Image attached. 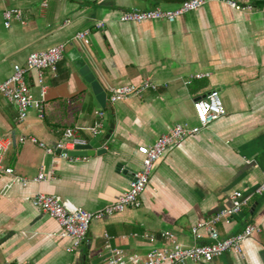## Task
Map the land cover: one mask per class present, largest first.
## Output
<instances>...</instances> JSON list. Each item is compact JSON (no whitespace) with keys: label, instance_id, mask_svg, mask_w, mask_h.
<instances>
[{"label":"crops","instance_id":"1","mask_svg":"<svg viewBox=\"0 0 264 264\" xmlns=\"http://www.w3.org/2000/svg\"><path fill=\"white\" fill-rule=\"evenodd\" d=\"M245 1L255 9L240 12L208 2L173 22L130 23L118 20L122 11L169 10L182 0H52L44 10L40 0H0V10L19 9L24 22L4 27L0 20V82L30 52L66 44L55 73L45 70L40 82L34 70L26 74L33 96L45 87L42 119L31 108L18 121L15 108L0 95V136L13 138L3 164L28 181L12 182L0 172V264H100L107 242L141 256L162 246L158 236L164 230L190 245L196 222L228 208L234 191L254 190L264 171V0ZM98 21L105 22L101 29ZM82 30H88L86 43L74 39ZM195 72L210 74L190 79ZM142 81L157 83V90L109 102V88ZM212 89L218 90L225 114L155 162L139 208L93 218L86 239L67 252L70 240L57 235V222L32 206L31 197L41 191L88 212L103 208L139 168L138 147L152 144L176 123L196 124L194 102ZM96 110L104 113L101 133L82 131L87 153L69 151L80 159L46 153L28 140L33 136L53 146L63 128L90 125ZM40 168L50 179L30 181ZM246 224L264 228V193L215 227L226 237ZM199 233L197 243L208 241L203 229ZM150 234L154 242L148 241ZM186 264H264V234L244 240L241 254Z\"/></svg>","mask_w":264,"mask_h":264},{"label":"built area","instance_id":"2","mask_svg":"<svg viewBox=\"0 0 264 264\" xmlns=\"http://www.w3.org/2000/svg\"><path fill=\"white\" fill-rule=\"evenodd\" d=\"M52 0H40L39 6L44 10ZM208 2L224 4L235 11L249 12L255 9L252 3L245 0H182L174 9H161L159 7L150 10L127 9L120 13L118 20L120 22L139 23L147 20H165L173 22L189 11L196 10ZM22 13L19 9L8 8L0 10V20L4 27L10 26L14 20L24 23ZM105 22L98 21L96 26L101 29ZM88 30L78 31L74 39L87 42ZM262 38L264 41V22L262 25ZM66 44L58 43L48 48L30 52L23 64H13L10 74L0 82V95L10 103L16 111V118L22 121L28 110L35 108L37 117L42 119L45 116V87L40 85L39 97L33 96L26 82V74L30 70L37 73L38 82L45 70L52 73L56 72L57 64L62 59ZM209 72H195L191 78L200 79L209 76ZM190 79L185 83H189ZM158 84L150 81H142L139 84H125L109 88L108 100L110 103L126 99L128 97L140 98L147 91H155ZM194 109L197 122L190 125L186 122L176 123L150 145L139 146L138 152L142 158L139 168L132 174L127 188L123 190L117 198L105 205L96 212H88L78 205L72 204L67 199L56 194H47L41 191L36 192L31 197L32 206L52 217L59 225L58 236L68 238L70 245L66 247L67 252H73L80 243L86 239L89 224L93 218H100L104 215L119 213L127 208L136 209L141 205V195L148 185L150 173L155 162L162 157L170 146L180 144L184 139L197 135L208 126L212 121L225 114V109L220 98L218 90L212 89L203 97L194 102ZM95 120L87 126H67L63 128L61 137L53 146H47L31 136L28 140L31 143L43 148L46 153L75 161L79 156L70 155V150H78L86 146L87 139L81 135L82 131L96 136L101 133L104 127V113L102 110H96ZM12 136L9 134L0 136V172L8 174L13 181H18L25 185L26 178L16 176L13 169L3 164L4 154L12 143ZM19 142L24 141V137H19ZM84 158V157H82ZM44 171L40 168L37 175L30 181L39 183L49 180ZM10 184L5 185V189ZM264 193V171L261 181L248 194H242L240 191H234L230 196L231 205L214 213L208 218L199 220L191 227L193 243L183 245L179 242L175 234L169 230L159 233L158 238L162 241V246L151 247L144 255L127 254L121 247L111 246L107 242V254L100 264H186L188 261L195 263L210 262L214 258L224 253L232 252L241 254L242 242L252 236V234L261 232L264 234V228L255 224H246L243 229L233 235L220 237L215 227L216 223L231 218L238 214L243 206L247 204L250 197L262 195ZM206 232L208 241L197 243L200 237L199 230ZM108 238L107 235H105ZM149 242H154L156 236L153 234L146 236ZM108 240V239H106ZM196 241V242H195ZM4 264H15L6 262Z\"/></svg>","mask_w":264,"mask_h":264},{"label":"water","instance_id":"3","mask_svg":"<svg viewBox=\"0 0 264 264\" xmlns=\"http://www.w3.org/2000/svg\"><path fill=\"white\" fill-rule=\"evenodd\" d=\"M100 145L99 144H97V148L99 147ZM88 146L86 145V146H83V147H81V148H79V150H77V151H74L72 154H86L87 152L85 151V149L87 148ZM81 150H83V151H81ZM83 259H85V256H83Z\"/></svg>","mask_w":264,"mask_h":264}]
</instances>
